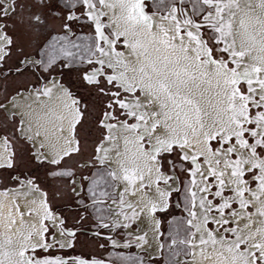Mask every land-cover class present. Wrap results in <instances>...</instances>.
I'll list each match as a JSON object with an SVG mask.
<instances>
[{
    "label": "snow or ice",
    "instance_id": "obj_1",
    "mask_svg": "<svg viewBox=\"0 0 264 264\" xmlns=\"http://www.w3.org/2000/svg\"><path fill=\"white\" fill-rule=\"evenodd\" d=\"M5 179L0 264H264V0H0Z\"/></svg>",
    "mask_w": 264,
    "mask_h": 264
}]
</instances>
